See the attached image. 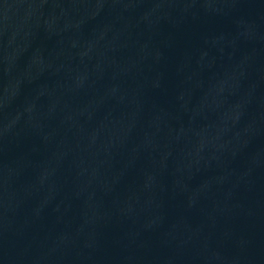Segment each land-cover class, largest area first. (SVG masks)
<instances>
[{"label":"water","instance_id":"95a60500","mask_svg":"<svg viewBox=\"0 0 264 264\" xmlns=\"http://www.w3.org/2000/svg\"><path fill=\"white\" fill-rule=\"evenodd\" d=\"M0 264H264V0H0Z\"/></svg>","mask_w":264,"mask_h":264}]
</instances>
